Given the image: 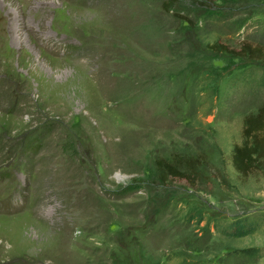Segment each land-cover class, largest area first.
Here are the masks:
<instances>
[{
	"label": "rangeland",
	"instance_id": "obj_1",
	"mask_svg": "<svg viewBox=\"0 0 264 264\" xmlns=\"http://www.w3.org/2000/svg\"><path fill=\"white\" fill-rule=\"evenodd\" d=\"M242 41L264 0H0V264H264V173L231 160L264 64L214 47ZM177 154L202 174L163 185Z\"/></svg>",
	"mask_w": 264,
	"mask_h": 264
},
{
	"label": "trees",
	"instance_id": "obj_2",
	"mask_svg": "<svg viewBox=\"0 0 264 264\" xmlns=\"http://www.w3.org/2000/svg\"><path fill=\"white\" fill-rule=\"evenodd\" d=\"M175 2V0H171ZM201 2L203 0H200ZM214 1V0H210ZM181 20L190 22L186 16L178 14ZM214 47L221 51L230 53L234 58L249 59L254 62L264 64V45L253 44L249 41H242L238 48H230L226 45L215 44ZM243 142L235 144L232 151V165L243 178H249L251 175L264 173V102L255 111H251L243 119ZM206 164L205 155L187 156L177 154L173 158L161 157L156 161V171L159 173V179L163 185L169 181L181 180L196 181L202 174V169ZM251 218L244 217L237 219L226 228H220L216 225L217 232L228 233L230 235L247 234L255 230ZM258 248L248 247L235 251L247 258L257 257Z\"/></svg>",
	"mask_w": 264,
	"mask_h": 264
}]
</instances>
